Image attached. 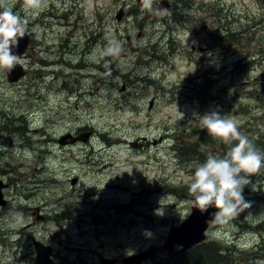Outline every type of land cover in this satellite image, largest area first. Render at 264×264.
I'll return each instance as SVG.
<instances>
[{
  "label": "rangeland",
  "instance_id": "1",
  "mask_svg": "<svg viewBox=\"0 0 264 264\" xmlns=\"http://www.w3.org/2000/svg\"><path fill=\"white\" fill-rule=\"evenodd\" d=\"M174 2L144 10L141 0H46L26 14L23 0H0L32 37L20 56L25 75L10 82L0 71V178L9 183L0 264H36L32 238L52 248L51 264L149 251L140 264H171L178 246L162 245L190 212L194 169L224 154L213 139L196 142L201 159L187 162L178 137L218 111L264 152V0H193L188 10ZM109 40L120 55L97 62ZM193 89L200 94L189 96ZM66 132L90 134L58 144ZM249 179L250 207L205 231L203 243L234 251L228 264H264V167Z\"/></svg>",
  "mask_w": 264,
  "mask_h": 264
},
{
  "label": "clouds",
  "instance_id": "2",
  "mask_svg": "<svg viewBox=\"0 0 264 264\" xmlns=\"http://www.w3.org/2000/svg\"><path fill=\"white\" fill-rule=\"evenodd\" d=\"M152 3L153 0H141L144 10H151ZM45 4L46 0H23L22 8L27 14L42 10ZM25 23L11 8L0 11V71H11L20 63L13 49L25 36ZM120 53L119 41L109 40L98 54L97 62L105 56L118 57ZM200 128L228 149L223 156L208 154L205 161L195 167L188 185V197L192 207L201 214L215 209L212 217L219 223H227L250 207L243 191L251 184L249 177L264 167V152L257 149L240 131L237 121L226 114L206 112L200 116ZM16 216L23 219L22 213Z\"/></svg>",
  "mask_w": 264,
  "mask_h": 264
},
{
  "label": "water",
  "instance_id": "3",
  "mask_svg": "<svg viewBox=\"0 0 264 264\" xmlns=\"http://www.w3.org/2000/svg\"><path fill=\"white\" fill-rule=\"evenodd\" d=\"M21 0H18V2ZM122 11L120 10L116 14V19H120ZM28 43V36L25 33L24 38L19 40L18 47L13 49V52L18 55L19 57L24 52L26 46ZM25 69L21 64H17V66L14 67L13 70L7 71V79L8 81H16L23 75H25ZM124 87L122 86L120 90H123ZM151 104V103H150ZM90 132H84L77 135H72L71 133H65L61 135L58 138L59 144H65V143H75L77 141H86ZM68 141H66V139ZM76 178H73L71 180V183L73 184L75 182ZM3 187L2 182L0 181V206L5 204V200L3 199L1 189ZM188 200L190 198L187 196ZM191 211L189 215L179 224L176 226H172L169 228V231L166 236V240L163 244V248L167 250V253L172 252L173 246L175 244L180 245L182 250L190 248L191 246L198 244L199 242L203 241L205 238V230L208 227V222L214 220L212 217V213L215 211V209H209L208 212L205 214H201L198 210L194 209L191 205ZM35 251H36V262L37 264H50V257L52 254V249L48 245H44L39 241L33 242ZM151 255V251L148 252V254H145L144 256ZM143 255H139L136 258L134 257H128L126 259H123L122 264H140V262L145 258ZM131 259H133L131 261ZM101 264H114L113 262H104L102 261Z\"/></svg>",
  "mask_w": 264,
  "mask_h": 264
},
{
  "label": "trees",
  "instance_id": "4",
  "mask_svg": "<svg viewBox=\"0 0 264 264\" xmlns=\"http://www.w3.org/2000/svg\"><path fill=\"white\" fill-rule=\"evenodd\" d=\"M174 1L175 6L181 4V7L187 10L191 8V5L193 3V0ZM171 13L173 14V18H175L179 22H182L181 15L183 14L179 15V18L177 17V14H179L178 9L172 10ZM199 94L200 93L197 92L196 89H193L189 96L194 97ZM190 138H193L195 141L188 143L187 141H189ZM255 138V147H262L263 141L260 138ZM211 141L212 139L207 135V131L201 130L200 126H198L192 129V131L187 136L184 135V138L178 137L177 141L175 142L176 144L174 149L176 150L177 155L185 159L187 162L198 161L201 159V156L199 154L201 153V151H198L196 149V146H198L197 143L205 144L208 146ZM215 143L221 146V148L224 150L223 153L225 154L228 149V146L222 143H218L216 141ZM260 226L264 227V219L260 223ZM218 249L219 245L217 243L210 242L205 244L202 242L186 250H180L179 248L175 249L171 253L169 259H171V264H228L231 261V256L235 254L234 251L231 248L226 247H224L223 250ZM229 251H232V253H229ZM172 255L175 256L172 257ZM167 262V259H165L163 262L158 261L155 264H167Z\"/></svg>",
  "mask_w": 264,
  "mask_h": 264
},
{
  "label": "flooded vegetation",
  "instance_id": "5",
  "mask_svg": "<svg viewBox=\"0 0 264 264\" xmlns=\"http://www.w3.org/2000/svg\"><path fill=\"white\" fill-rule=\"evenodd\" d=\"M171 11H172V2H171ZM29 36V42H28V46H27V48H26V51H25V53H24V57H25V55H26V53L29 51V48H31L30 46H31V41H32V37H30V35H28ZM50 62H53V63H59V64H61V65H63V60H62V58L60 59V60H58V61H56V60H54V61H50ZM44 66H47L48 65V62L45 60V59H43V63H42ZM0 131H1V126H0ZM70 133H72L73 135H75V133L74 132H70ZM68 139L69 138H67L66 139V141H68ZM67 145H72V144H70V143H67ZM0 181L2 182V184H3V187H2V191L4 190V189H6L7 187H8V185H9V183H7V182H5L4 180H2L1 178H0ZM8 181H9V179H8ZM10 182V181H9ZM5 204H6V200H5ZM4 204V205H5ZM37 210V209H36ZM39 217H41V216H39ZM32 245H33V242L35 241V239L34 238H32ZM34 246V245H33ZM35 250V249H34ZM171 255V254H170ZM170 255H168V256H170ZM52 256H53V253L51 254V257H50V259H52ZM125 255H122V257H114V258H106V257H100V259L101 258H105V259H108V260H110L111 262H113L114 264H121V259L124 257ZM52 262V261H51ZM51 262H50V264H51ZM36 264H37V262H36Z\"/></svg>",
  "mask_w": 264,
  "mask_h": 264
}]
</instances>
